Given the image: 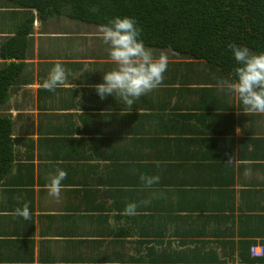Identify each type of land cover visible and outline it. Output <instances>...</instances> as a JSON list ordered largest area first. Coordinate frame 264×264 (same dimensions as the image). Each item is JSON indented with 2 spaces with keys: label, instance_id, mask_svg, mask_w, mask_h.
<instances>
[{
  "label": "crops",
  "instance_id": "1",
  "mask_svg": "<svg viewBox=\"0 0 264 264\" xmlns=\"http://www.w3.org/2000/svg\"><path fill=\"white\" fill-rule=\"evenodd\" d=\"M73 28L79 34L69 33V42L78 58L74 52L70 58L57 53L34 60L33 81L16 84L18 93L10 101L22 113L18 117L12 111L19 125L13 137L30 133L36 142L45 141L46 157L33 160L36 168H0V264H264V256L257 260L250 252L264 249V113H244L221 94L209 102L205 96L204 112L216 117L213 122L190 108L183 94L167 91L172 86L165 81L149 93L150 109L144 111L159 118V130H133L124 115L114 118L111 111L95 107L83 121L69 117L76 127L74 142L55 155L50 142L59 138L56 131L66 117L51 97L55 92L42 88L48 78L39 75L42 62L62 64L69 78L70 63L93 70L104 66L103 73L114 67L97 32L77 24ZM50 40L35 47L46 52ZM67 80L57 89H69ZM60 94L59 99L65 95ZM27 123L34 129L22 128ZM214 124L217 131L227 126L229 134L217 138L210 129ZM141 168L144 175L159 176L161 185L146 187ZM57 169L67 173L59 199L46 188ZM24 203L30 220L15 214ZM129 203L137 205L133 215L124 214ZM174 215L198 224L202 237L195 238L188 252L175 238H166L154 248L156 257L171 243L166 257L152 261L139 245L151 238L142 240L138 229L146 222L168 225Z\"/></svg>",
  "mask_w": 264,
  "mask_h": 264
},
{
  "label": "trees",
  "instance_id": "2",
  "mask_svg": "<svg viewBox=\"0 0 264 264\" xmlns=\"http://www.w3.org/2000/svg\"><path fill=\"white\" fill-rule=\"evenodd\" d=\"M93 5L98 6V13L89 11ZM0 16L4 30L3 36H0L1 170L36 168L33 160L46 157L43 151L45 141L36 142L28 136L16 139L13 137L19 125L16 126L12 111L16 112L19 108L9 101L18 93L16 84L27 85L33 81L34 68L38 65L34 60L52 59L51 56L56 57L57 53L61 55L65 49L62 40H65L67 45H72L69 42L72 38L68 34L75 32L77 35L79 31L65 26L60 30L57 26L62 21L81 25L85 29L90 28L99 34L98 26L113 17L127 16L135 19L145 47L150 49L154 56H168V68L162 83L167 81V85L172 86L167 91H173V95L183 94L181 98L189 101L190 108H194L200 116L204 114V118L210 117L213 122L216 117L208 110L204 112L206 99L209 102L221 94L223 98H230L233 104L237 102L244 108L236 94L227 89L220 91L216 87L219 80H230L236 63L227 46L235 43L256 53L264 52V0H0ZM43 38L52 40L46 52L41 47L38 50L35 47V43ZM74 49L72 47L71 55L75 52L78 58ZM71 55L68 58L72 57ZM42 63L39 75L45 77L55 64ZM69 67L72 72L70 78H67L71 87L56 89L51 96L53 100L56 99L58 109L66 117L56 131L59 138L50 142L51 151L55 155L65 151L76 133V127L71 125L69 117L83 121L84 115L95 107L102 108V111H111L114 118L124 115L125 120L133 124V130H159V118L152 119L149 114L144 113L146 109H150V92L135 100L131 108L120 102L118 96L108 95L101 100L95 89L90 86L103 83L104 73L101 69L105 70L104 66L93 70L75 62L70 63ZM112 68L113 66H109V70ZM61 92L65 95L59 99ZM39 97L41 99L42 95ZM16 116L21 117L22 113L18 111ZM111 116V121L115 120ZM192 116L196 117V114H191ZM166 121L162 117V122ZM210 129L213 135L218 133L217 138L229 134L227 126L217 131L218 126L214 124ZM127 130L131 129L127 127ZM141 172L145 174L144 168H141ZM153 185L160 186L161 183ZM160 209L159 206L156 210ZM196 219L202 225L201 218ZM171 221L168 225H158L159 227L147 225L146 222L138 229L142 240L151 238V242L139 241V245L147 249L152 261L166 257L165 253L171 243L167 245V249H163V253L154 257V248L162 247L166 238H175L177 246L186 247L188 252V246L194 245L195 238L202 237L198 224L186 222L179 215L172 216ZM251 244L254 242H246L247 246ZM189 252L194 251L189 249ZM185 253L179 252L178 255L186 258Z\"/></svg>",
  "mask_w": 264,
  "mask_h": 264
},
{
  "label": "clouds",
  "instance_id": "3",
  "mask_svg": "<svg viewBox=\"0 0 264 264\" xmlns=\"http://www.w3.org/2000/svg\"><path fill=\"white\" fill-rule=\"evenodd\" d=\"M89 11L95 14L99 12V8L93 5ZM98 32L103 43L107 45L108 55L114 64L111 70L104 72L103 83L90 86L95 89L101 100L108 95L118 96L120 102L131 108L135 100L162 85L164 73L168 68V56L165 54L154 56L152 51L145 47L135 19L127 16L113 17L107 23L99 25ZM227 47L231 50L236 63L231 71L230 80L221 79L216 87L220 91L227 89L236 94L244 106V113H264V52L256 53L246 46L235 43ZM67 82V70L62 64L57 63L49 71L48 78L42 82V88L51 92ZM233 158L234 156L229 157L227 162ZM66 177L67 173L64 170H56V174L46 185L50 196L59 199L62 181ZM140 180L146 187H151L159 182V176L141 175ZM136 207V204L129 203L124 214H135ZM15 214L30 220L29 204L24 203L22 207L16 208ZM263 256L252 257L259 259Z\"/></svg>",
  "mask_w": 264,
  "mask_h": 264
},
{
  "label": "rangeland",
  "instance_id": "4",
  "mask_svg": "<svg viewBox=\"0 0 264 264\" xmlns=\"http://www.w3.org/2000/svg\"><path fill=\"white\" fill-rule=\"evenodd\" d=\"M74 23H72V22H68V21H62L61 23H59V25H58V28H60V30H61V27H67L68 29H72L73 27H74ZM39 27V26H38ZM37 27V28H38ZM49 29H51V30H53L54 28H49ZM0 36H2V31H4V30H2V29H0ZM62 42H63V47L65 48L64 50H63V54H62V56H70L71 55V53H72V47H73V45H67V43H66V41L65 40H62ZM62 42H61V44H62ZM37 44H39V41H37L36 42ZM43 44L46 46V44H47V40L45 39V38H43ZM75 50V49H74ZM9 103H10V101H9ZM11 104V103H10ZM28 128V129H34V127L32 126H29L28 125V123L27 124H25V126H22V128ZM31 134L30 133H25V135L24 136H30ZM35 163V162H34ZM36 165V164H35Z\"/></svg>",
  "mask_w": 264,
  "mask_h": 264
},
{
  "label": "built area",
  "instance_id": "5",
  "mask_svg": "<svg viewBox=\"0 0 264 264\" xmlns=\"http://www.w3.org/2000/svg\"><path fill=\"white\" fill-rule=\"evenodd\" d=\"M251 254L254 257H261L264 254V250L262 248H251Z\"/></svg>",
  "mask_w": 264,
  "mask_h": 264
}]
</instances>
